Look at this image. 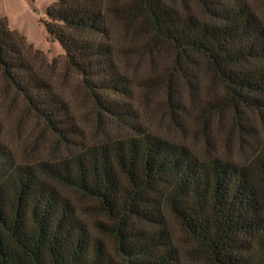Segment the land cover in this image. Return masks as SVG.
Here are the masks:
<instances>
[{
    "label": "trees",
    "instance_id": "trees-1",
    "mask_svg": "<svg viewBox=\"0 0 264 264\" xmlns=\"http://www.w3.org/2000/svg\"><path fill=\"white\" fill-rule=\"evenodd\" d=\"M261 11L54 0L52 60L0 20V264H264Z\"/></svg>",
    "mask_w": 264,
    "mask_h": 264
},
{
    "label": "rangeland",
    "instance_id": "rangeland-1",
    "mask_svg": "<svg viewBox=\"0 0 264 264\" xmlns=\"http://www.w3.org/2000/svg\"><path fill=\"white\" fill-rule=\"evenodd\" d=\"M253 3H258V0H251ZM54 3V0H0V20H5L10 29L17 31L23 36L27 43L35 50L42 52L52 60L59 58L63 52L59 43L53 40L46 29L48 21L47 8ZM261 18L264 21V11L260 12ZM137 114L139 123L153 132H167L162 125L164 122L159 119V114L154 117L150 113H146L140 103H137ZM220 133H214L217 147L222 155H225L230 160H244L248 148H242L234 142L233 138L229 144V149L226 150L222 141L223 137L221 129ZM169 138L177 142H181L191 149H198L200 142L196 138H192L190 132L185 136L178 132L179 137L172 131ZM245 145V144H244Z\"/></svg>",
    "mask_w": 264,
    "mask_h": 264
}]
</instances>
